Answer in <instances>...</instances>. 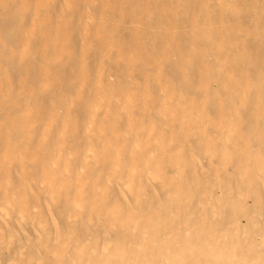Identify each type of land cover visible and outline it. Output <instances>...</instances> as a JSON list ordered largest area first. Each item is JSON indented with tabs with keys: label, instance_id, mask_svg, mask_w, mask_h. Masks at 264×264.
Wrapping results in <instances>:
<instances>
[{
	"label": "bare ground",
	"instance_id": "obj_1",
	"mask_svg": "<svg viewBox=\"0 0 264 264\" xmlns=\"http://www.w3.org/2000/svg\"><path fill=\"white\" fill-rule=\"evenodd\" d=\"M0 264H264V0H0Z\"/></svg>",
	"mask_w": 264,
	"mask_h": 264
}]
</instances>
